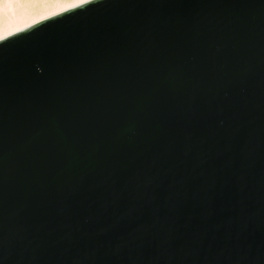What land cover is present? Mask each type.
<instances>
[{
    "label": "water",
    "instance_id": "obj_1",
    "mask_svg": "<svg viewBox=\"0 0 264 264\" xmlns=\"http://www.w3.org/2000/svg\"><path fill=\"white\" fill-rule=\"evenodd\" d=\"M0 264H264V0L1 37Z\"/></svg>",
    "mask_w": 264,
    "mask_h": 264
},
{
    "label": "bare ground",
    "instance_id": "obj_2",
    "mask_svg": "<svg viewBox=\"0 0 264 264\" xmlns=\"http://www.w3.org/2000/svg\"><path fill=\"white\" fill-rule=\"evenodd\" d=\"M86 0H0V38Z\"/></svg>",
    "mask_w": 264,
    "mask_h": 264
}]
</instances>
